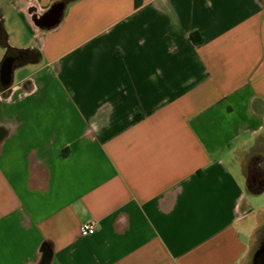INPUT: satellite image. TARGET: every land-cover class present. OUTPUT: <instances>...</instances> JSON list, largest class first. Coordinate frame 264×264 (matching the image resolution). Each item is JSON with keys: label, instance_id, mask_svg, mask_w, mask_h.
<instances>
[{"label": "crops", "instance_id": "obj_1", "mask_svg": "<svg viewBox=\"0 0 264 264\" xmlns=\"http://www.w3.org/2000/svg\"><path fill=\"white\" fill-rule=\"evenodd\" d=\"M56 1L0 0V64L35 53L0 76V264H253L264 0H73L42 29Z\"/></svg>", "mask_w": 264, "mask_h": 264}, {"label": "trees", "instance_id": "obj_2", "mask_svg": "<svg viewBox=\"0 0 264 264\" xmlns=\"http://www.w3.org/2000/svg\"><path fill=\"white\" fill-rule=\"evenodd\" d=\"M198 33H192V39L202 40ZM264 151L254 147L246 156L243 172L246 178V191L250 194H258L264 189Z\"/></svg>", "mask_w": 264, "mask_h": 264}, {"label": "flooded vegetation", "instance_id": "obj_3", "mask_svg": "<svg viewBox=\"0 0 264 264\" xmlns=\"http://www.w3.org/2000/svg\"><path fill=\"white\" fill-rule=\"evenodd\" d=\"M8 1V0H7ZM63 2H67L66 0H63ZM68 4V3H67ZM30 13H32V18L38 17L40 18L42 16L43 13H41L40 15H35L34 14V8L33 7H29ZM0 42L1 43H6V33L3 30L1 24H0ZM6 45V44H5ZM35 55L33 50L30 49H17L14 47H10L7 46L6 47V53L5 56L0 64V76L2 79V71L3 68L10 63L11 61V67L12 69L19 63L29 60L30 58H32ZM2 86H4L3 82H2ZM7 87V86H6ZM264 232V231H263ZM262 236H260L258 238L255 250H254V254L260 249L262 248V251H260L257 255V257L254 259V264H264V233H261Z\"/></svg>", "mask_w": 264, "mask_h": 264}, {"label": "water", "instance_id": "obj_4", "mask_svg": "<svg viewBox=\"0 0 264 264\" xmlns=\"http://www.w3.org/2000/svg\"><path fill=\"white\" fill-rule=\"evenodd\" d=\"M67 2H63V0H58L54 2L43 14L40 18L35 17V22L42 28V29H52L55 27L61 20L62 14L64 11V8L66 7L67 3L73 1V0H66ZM3 14L0 13V24L2 26L3 24ZM11 61L8 63L2 71V81L4 86H9L11 83V73H12V67H11ZM262 251V248H260L255 254L254 259L257 257L258 253ZM254 264V263H253Z\"/></svg>", "mask_w": 264, "mask_h": 264}, {"label": "rangeland", "instance_id": "obj_5", "mask_svg": "<svg viewBox=\"0 0 264 264\" xmlns=\"http://www.w3.org/2000/svg\"><path fill=\"white\" fill-rule=\"evenodd\" d=\"M263 165H264V163H263ZM247 200L250 203L251 212H250L249 216L247 217L246 221L249 223H252L256 219V216L257 217H263L264 216L263 214H261V211L264 210V191L261 194L248 196ZM263 231H264V226H262L260 228V230L258 231V233H257L258 238L260 236H262L261 233H264Z\"/></svg>", "mask_w": 264, "mask_h": 264}, {"label": "built area", "instance_id": "obj_6", "mask_svg": "<svg viewBox=\"0 0 264 264\" xmlns=\"http://www.w3.org/2000/svg\"><path fill=\"white\" fill-rule=\"evenodd\" d=\"M97 230L96 220L91 219L80 225L79 232L81 236L94 234Z\"/></svg>", "mask_w": 264, "mask_h": 264}]
</instances>
